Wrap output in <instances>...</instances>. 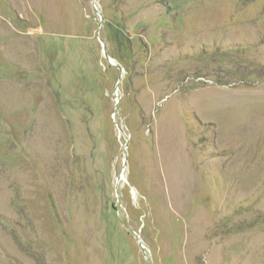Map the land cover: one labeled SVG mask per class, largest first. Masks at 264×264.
<instances>
[{
	"label": "rangeland",
	"instance_id": "rangeland-1",
	"mask_svg": "<svg viewBox=\"0 0 264 264\" xmlns=\"http://www.w3.org/2000/svg\"><path fill=\"white\" fill-rule=\"evenodd\" d=\"M0 264H264V0H0Z\"/></svg>",
	"mask_w": 264,
	"mask_h": 264
},
{
	"label": "water",
	"instance_id": "water-1",
	"mask_svg": "<svg viewBox=\"0 0 264 264\" xmlns=\"http://www.w3.org/2000/svg\"><path fill=\"white\" fill-rule=\"evenodd\" d=\"M102 23V19H100V24ZM99 28V27H98ZM103 53H104V57L107 60V62L113 66L111 59L109 58V56L105 53V50L103 49ZM138 241L140 242V238L138 237Z\"/></svg>",
	"mask_w": 264,
	"mask_h": 264
}]
</instances>
